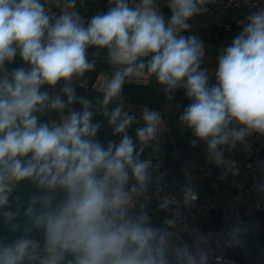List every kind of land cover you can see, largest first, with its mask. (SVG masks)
I'll return each instance as SVG.
<instances>
[{
	"label": "clouds",
	"instance_id": "obj_1",
	"mask_svg": "<svg viewBox=\"0 0 264 264\" xmlns=\"http://www.w3.org/2000/svg\"><path fill=\"white\" fill-rule=\"evenodd\" d=\"M77 2L55 0L61 11L52 14L51 0H0V206L21 182L39 189L25 209V235L0 242V264H208L206 235L170 249L168 233L133 211L151 181L142 154L164 120L145 108L134 140L129 128L139 121L122 91L151 77L166 95L182 89L189 103L179 121L192 146L202 142L209 159L222 163L225 146L264 136V7L240 21L210 71L202 66L204 42L185 33L213 0H163L169 16L161 0H108L107 11L87 20ZM90 47L105 50L114 68L98 103L118 142L98 139L93 103L76 92L94 66ZM17 58L20 66L9 68ZM51 113L59 119H42ZM34 230L42 244L28 235ZM243 232L234 227L228 243L242 245Z\"/></svg>",
	"mask_w": 264,
	"mask_h": 264
},
{
	"label": "crops",
	"instance_id": "obj_2",
	"mask_svg": "<svg viewBox=\"0 0 264 264\" xmlns=\"http://www.w3.org/2000/svg\"><path fill=\"white\" fill-rule=\"evenodd\" d=\"M262 7H264V0ZM161 10L166 16L170 12L163 6L161 0ZM108 0H78L76 10L86 20L98 12L107 11ZM51 13L59 14L61 9L56 5L55 0H51ZM253 11V10H252ZM251 11L234 10L223 11L218 17L208 9L207 13L194 17L190 23L192 28L185 35L195 34L205 44L206 56L203 67L213 71L216 68V57L219 50L229 44L232 38L240 31V21ZM99 51V55H97ZM105 50H97L94 47L88 49V58L93 63V68L87 71L78 82L75 83L78 96L90 99L95 110L94 121L101 123L98 139L103 143L109 140L119 141L118 136H114L111 127L107 125V117L98 103L102 94L99 91L100 85L110 77L114 71L106 59ZM21 61L17 58L9 68L20 66ZM214 80V77H213ZM123 104L129 114L134 115L139 123L134 122L129 128V135L135 140V129L142 126V114L145 108L160 112L164 124L158 133L157 139L147 147L142 159L151 161V181L144 193H150L156 188L181 197L189 184L197 190L200 206L210 207L207 218L202 219L197 213L183 214L180 222H187L196 230L195 240L200 234L209 238L212 230L222 226L220 210L226 204L230 189L229 171L222 163L217 164L209 159L206 145L198 143L192 146L193 135L190 129L181 125L179 116L189 101L182 89L176 90L171 95H166L154 77L139 81L126 83L123 87ZM80 110L79 104L72 106ZM115 104L109 105V110ZM58 120L56 113H51L42 117ZM264 136L253 134L246 138L244 142H237L234 147L225 146L223 156L233 150L237 156L244 157L253 151V148ZM260 156L264 160V147L260 151ZM39 194V189L34 183L24 181L17 184L8 195V201L4 206H0V242H11L25 235L24 229L29 224L25 216L29 198ZM134 211L147 212L151 217V222L161 230L166 227V219L170 213L168 206L164 204H141ZM11 214V218L8 215ZM13 225L19 227L15 230ZM234 227L244 230L240 239L242 245L229 244L224 252L226 260H234L235 264H264V216L260 213L239 212L235 220L228 226L229 233ZM30 238L43 243L42 231L34 230L28 233ZM27 264V262H26Z\"/></svg>",
	"mask_w": 264,
	"mask_h": 264
},
{
	"label": "built area",
	"instance_id": "obj_3",
	"mask_svg": "<svg viewBox=\"0 0 264 264\" xmlns=\"http://www.w3.org/2000/svg\"><path fill=\"white\" fill-rule=\"evenodd\" d=\"M207 7L215 17H218L223 11L255 10L256 7H262V1L213 0ZM263 147L264 140L260 141L253 151L244 157L237 156L233 150H229L223 156L222 165L229 171L230 193L226 204L220 210L222 226L212 230L207 241L201 243V247L208 252V264H235L234 260L225 259L224 252L228 245V226L235 220L239 212L260 213L264 216V160L260 156ZM193 195L196 197L195 199H192ZM198 201L197 190L192 184L187 186L181 197L156 188L150 193H143L136 197L133 211L141 204L156 203L168 206L170 213L163 231L168 233L169 248L175 249L183 245L192 247L198 243L195 240L196 230L189 223L180 222V219L183 214L192 212L197 213L202 219H206L211 208L200 206Z\"/></svg>",
	"mask_w": 264,
	"mask_h": 264
}]
</instances>
